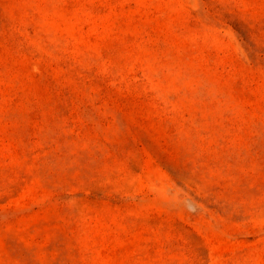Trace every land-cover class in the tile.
Returning <instances> with one entry per match:
<instances>
[{"label": "rangeland", "instance_id": "1", "mask_svg": "<svg viewBox=\"0 0 264 264\" xmlns=\"http://www.w3.org/2000/svg\"><path fill=\"white\" fill-rule=\"evenodd\" d=\"M0 264H264V0H0Z\"/></svg>", "mask_w": 264, "mask_h": 264}]
</instances>
